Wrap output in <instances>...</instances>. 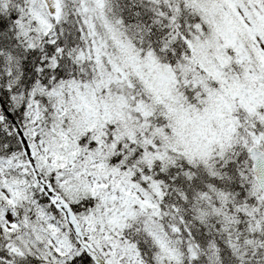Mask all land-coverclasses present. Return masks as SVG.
<instances>
[{"label":"snow or ice","instance_id":"snow-or-ice-1","mask_svg":"<svg viewBox=\"0 0 264 264\" xmlns=\"http://www.w3.org/2000/svg\"><path fill=\"white\" fill-rule=\"evenodd\" d=\"M0 264H264V0H0Z\"/></svg>","mask_w":264,"mask_h":264}]
</instances>
